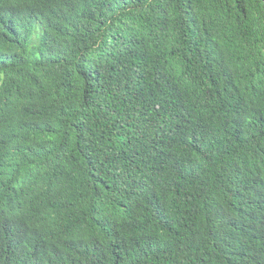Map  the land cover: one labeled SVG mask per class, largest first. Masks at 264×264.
<instances>
[{
	"label": "trees",
	"instance_id": "obj_1",
	"mask_svg": "<svg viewBox=\"0 0 264 264\" xmlns=\"http://www.w3.org/2000/svg\"><path fill=\"white\" fill-rule=\"evenodd\" d=\"M0 264H264V0H0Z\"/></svg>",
	"mask_w": 264,
	"mask_h": 264
}]
</instances>
